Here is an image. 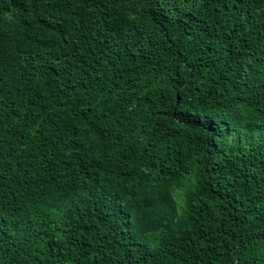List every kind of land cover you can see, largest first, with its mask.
<instances>
[{
    "label": "trees",
    "instance_id": "obj_1",
    "mask_svg": "<svg viewBox=\"0 0 264 264\" xmlns=\"http://www.w3.org/2000/svg\"><path fill=\"white\" fill-rule=\"evenodd\" d=\"M0 264H264V0H0Z\"/></svg>",
    "mask_w": 264,
    "mask_h": 264
},
{
    "label": "rangeland",
    "instance_id": "obj_2",
    "mask_svg": "<svg viewBox=\"0 0 264 264\" xmlns=\"http://www.w3.org/2000/svg\"><path fill=\"white\" fill-rule=\"evenodd\" d=\"M173 195L175 196V198L177 199V202L179 205L180 204V199H181V191L179 189H176L174 192H173Z\"/></svg>",
    "mask_w": 264,
    "mask_h": 264
}]
</instances>
